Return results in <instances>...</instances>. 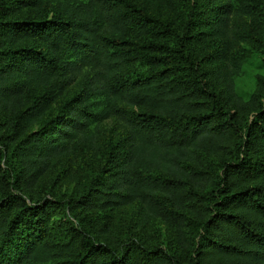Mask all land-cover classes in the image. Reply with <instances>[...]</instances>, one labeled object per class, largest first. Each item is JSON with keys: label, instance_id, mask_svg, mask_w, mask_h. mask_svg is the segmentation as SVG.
I'll list each match as a JSON object with an SVG mask.
<instances>
[{"label": "trees", "instance_id": "trees-1", "mask_svg": "<svg viewBox=\"0 0 264 264\" xmlns=\"http://www.w3.org/2000/svg\"><path fill=\"white\" fill-rule=\"evenodd\" d=\"M251 60L264 0H0V264H264Z\"/></svg>", "mask_w": 264, "mask_h": 264}, {"label": "rangeland", "instance_id": "rangeland-1", "mask_svg": "<svg viewBox=\"0 0 264 264\" xmlns=\"http://www.w3.org/2000/svg\"><path fill=\"white\" fill-rule=\"evenodd\" d=\"M257 71L264 73V66L259 64V61L257 60H251L248 64H246V70L245 74L238 79L237 81V87L241 91H251L254 87L253 81L254 76L257 73ZM76 86H72L68 92L67 97L71 96L76 91ZM108 131L114 135L116 132L120 131L123 132V127L120 125V123L116 120H111L107 122Z\"/></svg>", "mask_w": 264, "mask_h": 264}]
</instances>
